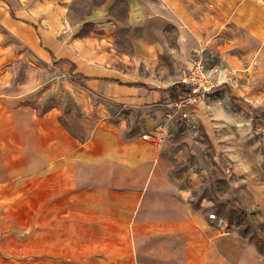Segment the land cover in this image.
Here are the masks:
<instances>
[{
	"label": "rangeland",
	"instance_id": "obj_1",
	"mask_svg": "<svg viewBox=\"0 0 264 264\" xmlns=\"http://www.w3.org/2000/svg\"><path fill=\"white\" fill-rule=\"evenodd\" d=\"M242 4L252 20L264 15V0H0V90L18 103L55 106L70 125L120 119L129 133L156 137L169 172L196 186L195 200L213 201L227 228L261 249L264 38L241 27ZM43 48L83 72L153 89L200 74L194 93L174 102L89 84L54 66ZM221 84L227 89L208 92Z\"/></svg>",
	"mask_w": 264,
	"mask_h": 264
},
{
	"label": "crops",
	"instance_id": "obj_2",
	"mask_svg": "<svg viewBox=\"0 0 264 264\" xmlns=\"http://www.w3.org/2000/svg\"><path fill=\"white\" fill-rule=\"evenodd\" d=\"M239 8L241 27L263 39L264 15L252 20ZM78 70L76 78L103 88L166 93ZM137 83L145 87L126 86ZM16 101L0 90V264H264V247L248 234L208 219L214 202L195 200L196 186L169 172L156 137L103 120L82 124L81 143L57 107L38 116Z\"/></svg>",
	"mask_w": 264,
	"mask_h": 264
},
{
	"label": "trees",
	"instance_id": "obj_3",
	"mask_svg": "<svg viewBox=\"0 0 264 264\" xmlns=\"http://www.w3.org/2000/svg\"><path fill=\"white\" fill-rule=\"evenodd\" d=\"M50 58H51V63L54 66H63V67H67L68 68V73L73 76V77H80V73L78 70L77 65L72 62L71 60L65 59V58H59L56 57L52 54H49ZM110 82H114L118 85H123L121 84L119 81L116 80H108ZM128 87H138V88H144V84L142 83H137V84H128L126 85ZM220 89H227L226 84H221L217 87H213L211 88L208 92L210 94L215 93L216 91L220 90ZM164 91L167 93L168 97L173 100L174 102L179 101L180 99H182V97H189L192 95V89L190 86L182 83V82H176L170 86H168L167 88L164 89ZM231 97V96H230ZM231 100L235 101L238 100L234 97H231ZM24 105H28L31 106L37 113L38 116L43 115L44 113L48 112L50 109H52L55 106H43L40 107L36 104H30V103H23ZM65 114V113H64ZM59 123L62 125V127H64V129L75 139H77L79 142L83 143L86 139V131L84 130V128L79 124L76 123L73 119H71V125L69 123H67L66 119L64 118V115L62 114L59 118H58ZM74 125V127H73ZM177 127L179 129V132H184V125L181 122L177 123ZM78 132H77V131Z\"/></svg>",
	"mask_w": 264,
	"mask_h": 264
},
{
	"label": "built area",
	"instance_id": "obj_4",
	"mask_svg": "<svg viewBox=\"0 0 264 264\" xmlns=\"http://www.w3.org/2000/svg\"><path fill=\"white\" fill-rule=\"evenodd\" d=\"M199 74H200V71H199L198 68H196V69L192 72V74H191L192 76H191L189 79H184V80L180 81V82H182V83H184V84H186V85H188V86L191 87V89H192V94L194 93L195 90H194L192 84H190V83H191V82L194 83V79H195ZM207 217H208L209 220L214 221V222H217L219 226H221V227H225V228L227 227L226 222H225L224 220L218 218V217L216 216L215 213H213V212H212V213H209Z\"/></svg>",
	"mask_w": 264,
	"mask_h": 264
}]
</instances>
